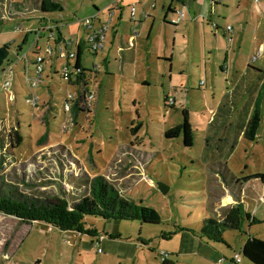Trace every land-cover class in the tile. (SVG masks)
Wrapping results in <instances>:
<instances>
[{"label":"rangeland","instance_id":"obj_1","mask_svg":"<svg viewBox=\"0 0 264 264\" xmlns=\"http://www.w3.org/2000/svg\"><path fill=\"white\" fill-rule=\"evenodd\" d=\"M29 1L30 11L38 9L39 0ZM94 1L59 0L62 11L43 15L52 24L61 25L59 30L65 35L62 41L80 40L85 35L82 21L94 11ZM23 2L0 0V48L10 46L11 62L10 68L0 71V157L8 159L0 168V191L9 190L35 200L64 197L72 206L88 194L89 182L102 178L127 201L153 208L160 220L155 225H142L138 220L88 216L87 226L95 227L103 237L96 245L95 238L61 232L40 223L22 225L0 213V257L7 264H235L233 258L238 254L241 264H252L243 257L241 249L248 233L264 240V221L252 223L249 231L245 223L242 232L226 231L224 242L201 231L203 219L212 213V205L219 199L223 207L213 211L218 219L234 206L225 201L227 192L242 188L258 195L259 200L263 196V185L253 176L264 174V117L255 142L240 135L241 127L229 126L228 119L238 116L235 112L224 124H211L220 120L216 112L224 95L232 92L235 72L226 77L209 64L206 74L201 49L193 56L196 65L180 73L177 59L182 62L184 56L178 44L172 78L166 58L159 61L156 56L157 45L149 55L143 47L138 51L137 39L136 47L127 51L122 65L115 62L113 54L107 55L104 65L102 52L95 56L85 48L81 57L83 70L101 71L96 79L86 72L95 101L90 113H74L75 121H68V131L62 132L63 100L76 89L61 76L64 61L50 58L43 64L44 85L30 88L25 67L28 76H33L32 47L37 41L43 54L47 46L55 49V44L54 40L46 41L48 33L36 39L33 32L39 30L42 14L37 10L23 12V7L28 9ZM126 2H121L125 9L117 29L120 33L129 32L136 26L138 32V21L129 22L130 6ZM116 17L117 14L110 28ZM100 18L106 23L108 11L104 10ZM168 23L163 21L162 27L174 33L175 26ZM170 40L168 46L163 45L168 57L173 52ZM60 45L65 50L66 45ZM71 49L75 51V46ZM238 53L232 57L237 58ZM241 53L246 60L254 56L247 48H242ZM136 56L142 61L138 62ZM242 58L238 59L241 71L246 67ZM138 67L144 68L142 75ZM143 77L148 81L144 87ZM5 83H10V88L5 89ZM32 99H38L37 107L26 103ZM182 110L188 112L193 134L190 147L183 143V132L174 139L165 137L169 129L183 123ZM15 132L23 138L17 148L11 145ZM45 132L46 140L39 142ZM63 163L78 165L80 170L65 175ZM69 168L73 169L72 165ZM158 184L168 187V192L163 194ZM251 206L250 212L258 210L264 219V202Z\"/></svg>","mask_w":264,"mask_h":264},{"label":"crops","instance_id":"obj_2","mask_svg":"<svg viewBox=\"0 0 264 264\" xmlns=\"http://www.w3.org/2000/svg\"><path fill=\"white\" fill-rule=\"evenodd\" d=\"M23 1V6L25 3L28 5V9L23 7V12L39 11L38 9L30 11V1ZM33 1L36 0H32V2ZM121 2L122 0H119L118 8L113 10L114 15L117 14V17L115 24L109 29L110 34L108 35L107 33L109 40L108 42L106 40L104 50L102 51V63L104 65L107 64V55L112 56V54L115 62H118L120 65L124 64L125 60H127V51H132L136 47L135 41L138 39V51L140 47H143L147 50L146 52L149 55H151L150 52L157 45L155 48L157 53L156 56L160 58L158 59L159 61L162 58H166L164 59V62L166 66L169 67V77L172 78L176 59L175 48L177 44L180 46L181 55L184 56L182 62L179 61L180 59H177V61L181 63L178 67L180 73H183L184 69H191V66L194 67L196 65V60L193 56L197 55V52H200L202 49L205 58L203 65L206 74L208 65L211 64L212 67L220 69L226 77H229V75L232 74V71L235 72V75L237 76V78L233 76L235 83L232 87V92L228 91L224 95V100L221 103V106L217 109L219 112V115L217 116L220 117V120L217 122H219L220 125L224 124L230 113L235 112L238 116L228 119L229 126H233V128L234 126L243 128L249 119L256 97L261 95L262 125L264 117V0H127V7L137 4L138 32L136 26H132L129 32L124 31L120 33L117 26L122 19V11L125 9ZM115 3L116 0L94 1V11L89 14L88 17L97 14L100 18L104 10H110ZM152 3L154 4L153 8L151 7ZM8 8H11L10 5ZM180 8H183L186 12L184 20L175 27L174 33L164 29L161 23H163L164 20L169 22L173 17V14L171 16L168 10L171 9L174 11L175 9ZM16 9L19 11L18 8ZM41 14L40 19L43 21L39 28L46 24H52L42 12ZM9 15L12 16L10 12ZM211 22H215L217 27H213ZM130 23L133 24L134 22ZM52 25L53 34L46 29L40 31L39 36L43 33H48L49 38H47L46 41L50 42L51 40H54L55 47H57L61 42L63 43L62 40H64L65 35H63L61 30L57 28L56 25H59L58 23ZM227 26L232 27V32L226 30ZM70 33L71 30H68V34ZM177 36L180 38L181 42L179 39L177 40ZM171 38L173 52H170V57H168L167 51L163 48V45L168 46ZM242 48H247L248 52H252L254 56L247 60L242 58ZM161 50L163 55H160ZM237 52H239L238 57H232V55L237 54ZM254 57L256 59L253 60ZM49 58L53 60L55 59V56H49ZM136 58L139 60L138 56H136ZM239 58L246 60L244 63L246 67L243 71L239 70ZM219 60L222 62L221 65H219ZM141 61L142 60H139L138 62ZM138 69L142 75L144 68L138 67ZM52 71L54 73L57 72L54 69H52ZM89 75L92 79H96L101 75V71H96ZM168 83L169 88L172 89L173 86H171L170 82ZM146 85H148V81L143 77L141 86L144 87ZM163 88H165V85ZM239 114H242L243 117L239 116ZM225 133L227 134V137H229L228 133ZM240 135H242V131ZM67 160L71 159L67 158ZM65 165L67 166L65 167ZM71 165L73 169L69 168ZM61 166H64V170L67 171L63 172L65 175L68 173V175H72L70 173L73 171L80 170L78 165L75 164L63 163ZM77 173L78 172H76L75 175H77ZM259 199L260 197L258 195L247 193L242 188H237L230 193L227 192V197H225L227 203L231 202L233 205L240 204L244 212L250 215V219L245 222L248 231L252 228V218H255L260 224L264 221L263 217L259 215L258 210H255L253 214L250 212L253 203L264 202V195L262 196V200ZM219 201L212 205L214 209L213 211L223 207V205L220 204L221 201L220 203ZM213 211L207 217H212L217 221L221 220L222 218L218 219L213 215ZM224 234L222 236L223 239ZM99 239H101V243L103 237L100 236Z\"/></svg>","mask_w":264,"mask_h":264},{"label":"trees","instance_id":"obj_3","mask_svg":"<svg viewBox=\"0 0 264 264\" xmlns=\"http://www.w3.org/2000/svg\"><path fill=\"white\" fill-rule=\"evenodd\" d=\"M55 1L39 0L38 10L42 13H55L62 11L63 7L59 0H57L58 2ZM168 12L172 16L173 11L169 9ZM2 16V12L0 11V19L3 18ZM164 23L167 24V21L164 20ZM75 51H77V57L74 61V69L77 71L79 70L81 74L83 73L82 77H84V73L86 72L91 74L95 73L96 71L90 72L83 70L81 49L75 48ZM9 57L10 46L5 45L1 47L0 71H4L6 67L10 65L11 62L9 61ZM261 102L262 96L258 95L249 119L246 125L242 128V137L250 142L256 141L260 129L262 119ZM182 114L184 118L183 123L169 129L165 133V137L167 139H174L183 132V143L186 147H190L193 145V134L187 118L188 112L182 110ZM216 115H219L218 111L216 112ZM217 123V121H214L211 124L217 126ZM137 128L139 129L140 126ZM47 134L48 132H45L39 139V142L45 141ZM14 137V141H11V145L17 148L22 144L23 138L17 132L14 133ZM0 160V168H2L8 159L6 156H2L0 157ZM253 177L261 181L264 195V174L259 173ZM89 184L88 194L79 199L72 206H70L68 200L64 197L55 198L53 200H35L23 197L16 192L13 193L9 190H2L0 191V213L15 218L22 225L30 226L34 223H40L61 232H73L95 239L100 238V234L95 227L87 226L85 218L88 216L101 218L103 220H138L142 225H155L159 223V215L153 208H146L137 205L132 201H127L120 194L119 190L106 180L97 178L95 181L89 182ZM249 219L250 215L244 212L240 204H236L231 206L219 221L212 217L204 218L201 231L208 234L210 238H213L217 242H224L222 236L226 231L242 232L244 223ZM252 220V223H258L255 218H252ZM241 253L243 257L252 264H264V240L253 237L248 233L241 249ZM7 263L8 261H4L3 258L0 257V264ZM17 264L26 263L21 261L17 262Z\"/></svg>","mask_w":264,"mask_h":264},{"label":"built area","instance_id":"obj_4","mask_svg":"<svg viewBox=\"0 0 264 264\" xmlns=\"http://www.w3.org/2000/svg\"><path fill=\"white\" fill-rule=\"evenodd\" d=\"M118 1L116 0L115 5L113 8L108 10V19L106 23H102L99 16L92 15L90 17L85 18L82 21V24L85 27V35L83 39L80 40H70V41H63V43L66 45L65 50L61 47L59 44L55 49H52V47L47 46L43 54L41 53V48L38 47L37 41L35 42L34 46L32 47V52L35 55V68H34V74L33 76H28V68L26 69V78L27 81H31V89H35L38 86L44 85V61L46 58H49V56H55V59H60L64 61L63 68L61 70V76L64 80L67 81L68 85L70 87H73L76 89L74 94L68 93L63 100V122L61 123V131L67 132L68 126L67 122L70 121L73 123L74 120V113L79 112H90L93 102L95 101V93L92 92L88 87V79L86 77V73H84V77H82V74L79 72V70H75V64L74 61L77 57V51H72L71 47L72 45L75 46V48L81 49V54L83 53L84 49L87 48L88 51H93L95 53V56L97 53L102 52L104 50V46L107 40V33L110 29V24L112 23V18L114 16L113 10L118 8ZM138 1V0H137ZM136 5L133 4L130 6V13H129V19L130 22H136L138 20L136 16ZM151 7H154V4H151ZM186 16V12L183 8L175 9L173 11V17L169 20V24L173 26H177L182 20H184ZM213 27H217V24L215 22H211ZM58 29L61 28V25H56ZM48 29L53 34V26L52 24H46L45 26H41L39 30H34L33 34H35V37L37 39L38 35L40 34V31ZM226 30L228 32H232V27L227 26ZM256 59L255 57L253 60ZM11 65L7 67L10 68ZM82 77V79H81ZM81 79V80H80ZM5 89L10 88V83H5L4 85ZM13 98V96H11ZM26 103H28L32 107H37L39 102L38 99H32V100H26ZM77 109V110H76ZM76 110V112H75ZM79 111V112H78ZM101 239H97L96 245L100 244ZM233 262L235 264H241V257L238 254H235L233 258Z\"/></svg>","mask_w":264,"mask_h":264},{"label":"water","instance_id":"obj_5","mask_svg":"<svg viewBox=\"0 0 264 264\" xmlns=\"http://www.w3.org/2000/svg\"><path fill=\"white\" fill-rule=\"evenodd\" d=\"M176 27V26H175ZM158 188L159 190L163 193V194H166L168 192V187H166L165 185L163 184H158Z\"/></svg>","mask_w":264,"mask_h":264}]
</instances>
